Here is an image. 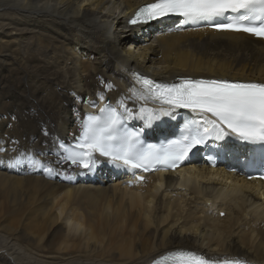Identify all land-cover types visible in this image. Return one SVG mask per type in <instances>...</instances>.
Wrapping results in <instances>:
<instances>
[{
  "label": "bare ground",
  "instance_id": "bare-ground-1",
  "mask_svg": "<svg viewBox=\"0 0 264 264\" xmlns=\"http://www.w3.org/2000/svg\"><path fill=\"white\" fill-rule=\"evenodd\" d=\"M151 1L0 0V116L9 117L0 119V154L21 174L0 171V264H145L175 249L264 264V183L191 162L179 179L151 174L126 189L99 158L77 182L65 173L75 165L57 162L56 138L75 135L101 94L134 111L159 108L127 98L132 70L264 82L262 40L204 29L155 35L172 23L127 28ZM174 116L158 114L147 133L168 134ZM26 150L41 163L12 160Z\"/></svg>",
  "mask_w": 264,
  "mask_h": 264
},
{
  "label": "snow or ice",
  "instance_id": "snow-or-ice-1",
  "mask_svg": "<svg viewBox=\"0 0 264 264\" xmlns=\"http://www.w3.org/2000/svg\"><path fill=\"white\" fill-rule=\"evenodd\" d=\"M168 16H180L187 21H211L218 32L245 33L264 40V0H153L140 6L129 23H149ZM132 76L139 88L130 87L127 98L160 107H140L134 111L127 108L121 98L117 105L122 111H118L117 107L106 103L100 108L101 115L87 114L81 119L80 134L73 144H55L58 163L91 170L98 157H103L129 170L149 171L157 166L174 169L194 149L219 148V142L228 137L264 145V83L190 78L156 83L136 73ZM100 98L104 99L102 94ZM179 109L193 113L181 126L179 136L159 147L145 145L141 135L152 126L157 115L170 116ZM129 119H141L144 124L139 130H131L126 125ZM12 160L41 163L27 150ZM142 179L137 177V180ZM153 264H246V261L240 257L207 258L177 249L154 259Z\"/></svg>",
  "mask_w": 264,
  "mask_h": 264
},
{
  "label": "rangeland",
  "instance_id": "rangeland-1",
  "mask_svg": "<svg viewBox=\"0 0 264 264\" xmlns=\"http://www.w3.org/2000/svg\"><path fill=\"white\" fill-rule=\"evenodd\" d=\"M16 37V36H15ZM30 36H25L23 39H20L19 37H16V41L18 43V45L20 46H23V44L26 42V41H29L30 39ZM78 55V54H76ZM68 53H64V57H68ZM79 56V55H78ZM80 60H84L85 61V56L84 57H81ZM86 62V61H85ZM87 65V62L85 63ZM0 119H2L3 121H6V120H9V117L8 115H1L0 116ZM8 166L9 168H19L20 166L14 162L11 161L10 157L7 156L5 153H1L0 154V171L4 172V173H7V174H12V175H15V176H20L21 174L9 169V168H6L4 166ZM31 176H39L40 175V171L36 172V173H33V174H30ZM124 201V199H123ZM84 210H87V211H90L89 208H86ZM78 211H80L78 209Z\"/></svg>",
  "mask_w": 264,
  "mask_h": 264
}]
</instances>
